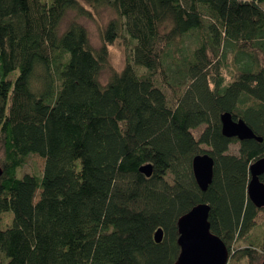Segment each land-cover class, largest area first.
I'll return each instance as SVG.
<instances>
[{"label":"trees","instance_id":"obj_1","mask_svg":"<svg viewBox=\"0 0 264 264\" xmlns=\"http://www.w3.org/2000/svg\"><path fill=\"white\" fill-rule=\"evenodd\" d=\"M102 8L115 17L98 49L80 23L62 31L68 11ZM114 46L125 63L102 84ZM226 112L261 141L225 137ZM33 154L42 173L21 175ZM263 157L264 0H0V264H175L178 220L199 204L230 262L264 264V208L247 194Z\"/></svg>","mask_w":264,"mask_h":264},{"label":"water","instance_id":"obj_2","mask_svg":"<svg viewBox=\"0 0 264 264\" xmlns=\"http://www.w3.org/2000/svg\"><path fill=\"white\" fill-rule=\"evenodd\" d=\"M222 134L227 138L236 137L238 140L258 139L253 131L241 119L234 120L230 113H223L220 117ZM214 161L208 154L197 155L192 160V170L199 188L205 191L213 179ZM140 171L150 177L152 166L147 164ZM251 179L247 194L257 208H264V183L259 176L264 174V157L250 165ZM2 170L0 168V177ZM210 207L199 204L178 220L179 237L177 243L180 254L175 264H228L230 256L223 241L210 231L208 221ZM163 237L162 229L154 235L157 243Z\"/></svg>","mask_w":264,"mask_h":264},{"label":"rangeland","instance_id":"obj_3","mask_svg":"<svg viewBox=\"0 0 264 264\" xmlns=\"http://www.w3.org/2000/svg\"><path fill=\"white\" fill-rule=\"evenodd\" d=\"M94 16H95V19H89L86 17L78 16L74 11H68L62 20L61 29H62V31H64L72 21H76V22L80 23L81 25H83L86 28L91 45L95 49H98L101 46L100 28L106 26V24L112 18L115 17V14L111 9H108V8L103 9L102 8V9H99L94 14ZM193 45H194V42L192 39H190L188 41V46L193 47ZM125 57H126V52L123 49H121L120 47L114 46L111 48L110 67L103 70V72L100 75V82L102 84L107 83V81H108L109 77L111 76V73L113 70H120L123 67V65L125 63ZM232 60H233V53L230 51H227L226 58L224 60H222V62H223L222 74L224 77V85H227L229 80H230L231 70H232ZM139 72H141V70ZM168 81L171 84L172 77H168ZM176 90L179 91V94L181 93L180 90H178V89H176ZM169 91L170 90H166V93L172 99ZM171 103H173V99H172ZM203 128L204 127L193 130V134L195 135V137H198L200 135ZM203 148L206 149L207 147L203 146ZM238 148H239V145L237 143L231 144L229 152L232 154H237ZM43 167H44L43 158L39 157L36 154H33V155L29 156L28 161H27L26 165L23 167V169L20 171V174L21 175L22 174H36L39 176L43 171ZM5 222L6 221H5L4 217L1 216L0 217V226H4ZM256 223L259 226L264 225V212H261L258 215V217L256 219ZM241 244H242V242L240 241L239 245H241ZM228 264H234V263L229 261Z\"/></svg>","mask_w":264,"mask_h":264}]
</instances>
